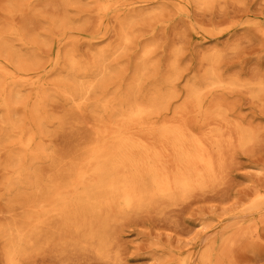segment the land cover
<instances>
[{"label":"rangeland","instance_id":"rangeland-1","mask_svg":"<svg viewBox=\"0 0 264 264\" xmlns=\"http://www.w3.org/2000/svg\"><path fill=\"white\" fill-rule=\"evenodd\" d=\"M134 1L112 0L102 9L98 0H0V33L18 29L25 37L22 41L12 33L9 47L0 44V66L18 81L19 95L27 97L36 79L53 83L62 75L64 65L53 68L57 51L75 50L92 61L99 49L118 45L121 18L132 15L131 42L121 54L127 81L147 52L148 80L171 81L168 118L179 106H188L187 117L194 118L189 94L198 83L208 106L224 109L225 120L210 118L212 126L226 123L233 140L205 191L178 204L117 217L108 259L86 249L39 244L20 264H176L173 256L179 251L189 252L194 264L198 251L210 246L219 248L217 264H264V203L260 210L249 208L264 191V0H155L147 6ZM69 107L58 96L46 104L50 121L41 133L43 144L60 154L87 144L96 124L91 113ZM240 124L252 133L246 143L238 138ZM25 127L32 129L30 123ZM7 159V149H0V225L10 221ZM229 233L234 241L226 243ZM0 264H11L1 237Z\"/></svg>","mask_w":264,"mask_h":264},{"label":"bare ground","instance_id":"bare-ground-1","mask_svg":"<svg viewBox=\"0 0 264 264\" xmlns=\"http://www.w3.org/2000/svg\"><path fill=\"white\" fill-rule=\"evenodd\" d=\"M98 1L102 9L112 3ZM154 1L134 3L147 6ZM132 17L121 18L118 45L99 49L92 61L82 60L75 50L65 55L57 51L53 68L64 65L62 75L53 83L36 79L27 97L19 95L18 81L0 66V149H7L11 172L4 183L10 221L0 225V237L11 264H20L39 244L86 249L108 259L117 217L178 204L205 191L217 175L218 161L233 140L226 123L210 122L213 117L225 120L223 107L210 108L195 83L189 94L194 118L187 117L188 106H179L169 119L171 81L148 80L147 52L127 81L121 54L131 42ZM12 33L25 41L13 29L0 33V44L9 47ZM17 61L28 70L23 59ZM209 73L216 77L213 69ZM258 86L263 88L262 83ZM54 96L69 104L70 111H87L96 119L91 140L65 154L45 146L41 136L50 121L46 104ZM237 131L240 142L251 140L249 128L240 124ZM263 203L264 191H258L249 208L260 210ZM225 240L234 241V235ZM198 252L194 264H217L218 246ZM192 259L187 251L173 256L176 264H192Z\"/></svg>","mask_w":264,"mask_h":264}]
</instances>
